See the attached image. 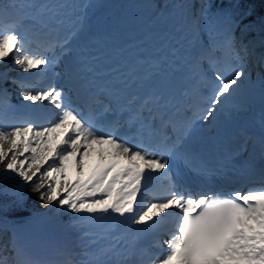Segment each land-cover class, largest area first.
I'll return each instance as SVG.
<instances>
[{
    "label": "snow or ice",
    "instance_id": "obj_1",
    "mask_svg": "<svg viewBox=\"0 0 264 264\" xmlns=\"http://www.w3.org/2000/svg\"><path fill=\"white\" fill-rule=\"evenodd\" d=\"M11 7L17 11L11 13L0 9V62L11 56L12 70L19 69L24 73L36 70L41 76L52 73L59 77L61 74L54 71L56 66L76 52L80 73H93L92 62L98 61L99 56L94 55L87 45L78 46L84 18L77 17L76 26L62 37L53 35L57 30L49 26L48 20L60 16L61 10L72 7L70 4H39L35 0H20ZM64 15L67 16V13ZM165 15L161 10L160 16ZM28 21L34 25L35 40L27 33L17 31ZM59 22L64 23L63 20ZM32 43L45 48L51 55L32 52ZM210 47L214 49L215 43ZM225 47L234 59L243 61L244 57L236 51L231 35L226 38ZM201 49V54L190 65V72L192 77L199 76V83L206 87L201 64L208 60L214 65L215 61L208 54L209 49L203 45ZM242 50L245 56L249 54L246 45L242 46ZM179 51L174 48L172 55ZM64 74L68 77L67 91L55 84L37 89L23 80L12 78V83L21 88L20 94L25 101H47L59 109V114L47 126L28 121L10 130L0 127V180L13 178L14 175L24 182L35 178L33 191L40 194L44 204L55 202L57 207L85 214L83 218L97 221L102 231L92 241L98 246L93 253L92 264H264V188L245 195L235 192L226 198L219 194L193 198L177 190L173 179V159L183 158L187 163L183 144L193 131L194 121L189 119L174 123L166 120L161 111L159 131L153 128L150 121L145 123L141 119L136 133L137 137H142L147 131L149 137L158 136V142L149 146L141 138L137 143H129L127 138L117 136L115 128L104 131L98 123L112 111L110 105L105 104L102 111L90 113L87 117L80 108L72 106L68 95L75 90L71 68ZM247 75L242 67L236 68L231 76L217 72L210 94L203 97L204 107L198 106L194 116L203 121L217 120V114L225 111L240 87L241 78ZM9 78L8 73H0V79L6 81ZM88 82L94 85V80ZM120 83L124 88L129 87L128 76H124ZM99 90L119 103L121 89L100 86ZM4 91L7 92L6 89ZM183 95H188L187 90ZM162 100V96L155 97V103L161 109L167 108L169 101L161 103ZM152 103L153 97H146L141 109H146L151 118L156 119L150 106ZM169 126L173 133L171 136L164 131ZM94 145L98 147L94 148ZM25 153L28 155L25 156ZM92 154L98 155L101 163L87 173L85 158ZM49 160L51 163H48ZM71 162L77 169L75 183L67 176ZM45 164L48 165L46 168ZM210 171L201 169L205 175ZM155 180L163 183L162 194L150 191ZM3 191L7 192V189ZM173 209L176 211H171ZM172 216L176 217V227L163 241L165 254L150 256L148 249L140 246L141 239L166 217ZM135 225L142 227L135 228ZM0 264H9V259L0 255ZM13 264H26L19 251Z\"/></svg>",
    "mask_w": 264,
    "mask_h": 264
},
{
    "label": "rangeland",
    "instance_id": "obj_2",
    "mask_svg": "<svg viewBox=\"0 0 264 264\" xmlns=\"http://www.w3.org/2000/svg\"><path fill=\"white\" fill-rule=\"evenodd\" d=\"M39 4H59V3H68L72 7L63 9L61 11H70L73 15L79 16L82 14V11L84 10V5H88L89 3L86 2V0H35ZM95 4L91 6V10L89 13L86 14V16H82L84 18V28L81 30L80 34H85L87 31V23L88 20L95 16L97 10L99 7L103 8L105 7V10L102 12V20L105 21V24H103V29L101 31L105 32V36L99 40L100 43L104 45V47H108L115 50V47L117 46L120 39H122V36L127 32L130 33L131 38L133 40H136L138 38H142L144 35H148V40H145L139 44H133L129 47L130 50H136L138 51L134 52L135 56L137 57L139 52H142L143 54L149 53L155 54V53H167V48L171 46L170 42L166 41L169 38L170 32L172 30H178L185 29L183 27V22L180 20V17H175L173 13L166 14L164 17L160 16V11L163 10L161 3H156L155 0H94ZM185 10V9H184ZM206 12L203 13V17L197 21L196 28H197V34H200L203 36V38L208 40V42H214L217 46V48L220 46L225 45V41L227 36L229 34L226 29L217 28L220 29L218 32H221L224 34V37L220 40L218 36H214L213 32H208L207 27L209 25V22L207 20V17L205 15ZM163 18H165V22H162ZM262 19L264 20V14L262 15ZM190 25L188 27H192V22L194 20L189 19ZM210 26V25H209ZM133 30L135 31L133 34ZM154 30V32H153ZM167 33H165V31ZM207 34L204 36V34ZM162 35H166L165 38H162ZM157 44V45H155ZM163 44L164 48L159 49L155 53L154 50L156 46H161ZM246 46L248 48V55L246 56V61L248 62V67L245 66V61H238L234 59V57H231V61H228V69L223 73L225 76H231L233 74V71L238 68L242 67L248 75L246 77L241 78L240 81V87L235 94L234 98L230 101L233 106H235V109L237 110L235 115H229V118L222 119L219 122L215 123L216 127H219L221 123L230 122V120L235 119L239 116L241 113H246L248 110H243L245 107L247 109H252L255 104L264 103V63L260 61L258 50L257 48L253 47L251 45L250 40L247 38ZM208 67L210 63H207ZM9 65H13L11 56H9L5 61L0 62V73H8V76L10 77L9 80H12L13 74L10 68L6 69ZM147 65V64H146ZM144 64V66H146ZM211 66V65H210ZM215 70H213L214 72ZM30 76L23 79L27 84L33 83L35 79L40 77V80L42 78L41 75L38 74L36 70L33 71ZM49 74V73H48ZM48 74L45 76L47 77ZM211 74V73H210ZM44 76V75H43ZM210 77V75H209ZM212 78V77H210ZM214 78V77H213ZM39 81V79H38ZM37 89H40V84H37ZM7 90L5 93L4 90ZM9 90L7 88H4L0 92V107L5 109L8 112H11L16 107L14 104L10 103L9 101ZM253 95V96H252ZM45 101H25L18 106L19 110L21 109H27L32 111H36V107L38 104L44 105ZM48 105H50L48 103ZM45 106V108L49 106ZM53 106V105H50ZM56 111H59V109H56L53 107ZM29 121H33L35 124L38 123L37 117H32V115L29 117ZM49 121L46 123L47 126ZM212 123V121H211ZM26 122L23 123V121H19L16 124L17 126L25 125ZM98 146L94 145V148H97ZM105 149L108 148V146H104ZM84 150L83 148L81 149ZM25 156L28 155V153L24 154ZM23 158V157H21ZM78 159V158H77ZM87 162V173H91L93 170L91 169L94 165L97 164L99 161V157L96 154H92L90 157H86ZM48 163H51V160L48 161ZM48 165L45 164V168ZM43 171V169H42ZM68 179L71 180V182L75 183L77 180V169L75 168L74 162L70 163L68 172H67ZM33 181H36L35 178H33ZM29 183V182H27ZM27 185V184H26ZM27 189V188H26ZM26 190H24L22 193H24ZM19 194L18 192H16ZM99 195V193L97 194ZM149 200H151L149 198ZM61 208L55 206V208L49 212L48 215L36 214L32 215L26 218L22 219L21 223L12 222V227L14 228V231L17 232H31L33 229L37 228H43L47 222L48 219L52 216H55L58 218L59 226H60V233L65 238L67 243V249L65 253L71 252L74 254V257L77 258L76 264H92L93 261V253L97 249V245L93 244L92 241L97 238V234H99L102 231V227L98 224L95 220H90L88 223V227L85 228L83 231H81L78 237L76 234H74L73 229L71 228V225H68L63 221V218L60 214ZM165 254V253H164Z\"/></svg>",
    "mask_w": 264,
    "mask_h": 264
},
{
    "label": "trees",
    "instance_id": "obj_3",
    "mask_svg": "<svg viewBox=\"0 0 264 264\" xmlns=\"http://www.w3.org/2000/svg\"><path fill=\"white\" fill-rule=\"evenodd\" d=\"M16 3L20 0H15ZM196 9L202 13L206 11V16L212 26L218 23L227 24L232 27V21L226 20V14L231 12L236 19H240L239 28L232 35L234 38L235 49L240 52L244 42L246 44L247 38L251 41V44L257 48L260 61L264 63V20L262 15L264 14V0H195ZM9 4V0H0V6ZM165 4L167 7H165ZM183 0H164L163 6L165 13L178 12L182 10ZM245 60V64L249 65ZM10 68L13 74V78L17 80H23L30 76L32 72L24 73L19 69L12 70V65H9L6 69ZM264 83V80H263ZM7 88L9 90V101L13 104H18L24 99L22 97L21 88L18 84H13L12 80L0 79V92ZM2 118V120H1ZM10 115L0 108V127L7 130L3 122L10 121ZM71 181V180H69ZM23 182L19 176H13V178L7 180H0V255L9 259V264H13L15 251L13 250V234L11 230V223H20L22 218L27 215L34 214L40 210L48 208L50 205L44 204L40 198L39 193L33 191V185L36 181H31L27 184L26 196H16L14 192L10 191L12 186ZM7 189V192L3 190ZM61 208V216L63 221L71 228L78 237L80 232L87 227L89 219L83 218L85 214L72 213L66 211L64 207ZM77 258L74 254H69L65 257L64 264H76Z\"/></svg>",
    "mask_w": 264,
    "mask_h": 264
},
{
    "label": "bare ground",
    "instance_id": "obj_4",
    "mask_svg": "<svg viewBox=\"0 0 264 264\" xmlns=\"http://www.w3.org/2000/svg\"><path fill=\"white\" fill-rule=\"evenodd\" d=\"M158 1L155 0L156 3H158ZM86 2L89 3L88 7H84V10L82 11V14L79 15L78 17H82L83 15L86 16V14L90 12L91 6L95 4L94 0H86ZM104 10H105V7H103V8L99 7L98 8L95 16L90 18V21L94 24V26H93L92 29L90 28L89 30H87V31H90V30L100 31L102 34L98 35L99 38L105 36V34H103L105 32L101 31V29H103V24H105V21L102 20L103 16L101 15ZM88 28H89V26H88ZM192 28H194V30H190V29L186 30V33L188 34V36L185 37L186 39L183 42H184L185 45L187 44V45H190V46H192V45L199 46L200 49H201V45H203V47L205 49H209V53L208 54L210 55L211 59L215 61V63H214V65L210 64L211 66L209 65V67H208L206 64L205 65L203 64L204 61L208 62V60H204L202 62V64H201V68H202L203 76L205 77V82L210 84L213 87V81L214 80L209 77L208 68L216 69L219 72H223L224 73L228 69V67H229L228 66V61H231V57L233 55L228 50V48L225 47V45L223 47L220 46V48L219 47L217 48L216 47L217 45L215 44L216 50H214V52H213L211 47L209 46V44H207L206 38L204 39L202 35L197 34V30H195L196 26L194 25V26H192ZM207 30H208V32L211 31L209 25L207 27ZM148 38H149L148 35H144L142 38H140V39L138 38L139 40L135 44H139V43H141V42H143L145 40H148ZM84 39H86L87 41L91 40V42L93 44L97 42V39L90 38V34L89 33L85 35ZM124 39L125 38L120 39L118 44L121 45V42ZM215 40H218V39H215ZM127 47L128 46L123 47V49H125ZM47 52H49V51H47ZM201 52H202V49H201ZM129 58H130V56H129ZM201 85H203V84H201ZM209 94H210L209 92L203 91V97H206ZM47 103L48 102H46V104ZM229 106H232V105L229 103L226 107H229ZM33 107H36V106H33ZM37 108H39V107H36V109ZM58 114H59V111H53L52 113H50L51 117L49 118V120L50 121L54 120L58 116ZM32 116L40 118V115L37 114V112H34V111H32ZM192 117L194 118L196 116H194V114H193ZM262 119H264V103L263 102L255 104V106L251 110H249L246 113L239 114L238 117H236L233 120H230V122L221 123L219 125V127H215L214 125L212 126L211 120H207V121H202V123L199 126V128L200 129L203 128L205 130H208L207 134L206 135L203 134V135L206 138V141H212L214 138H217V137L219 139H225V135L229 134L233 127H236V126H239V127L241 126L242 127L243 124L250 123L253 120H256V122H262ZM260 143H261L262 146H264V140H260ZM100 163L101 162L99 160L97 162V164L94 165L91 169L95 170L100 165ZM253 192H255V191H253ZM149 197H151V196H149ZM173 210H174V212L176 211L175 209H173ZM39 230H40L39 228L38 229H33L32 230V234H35Z\"/></svg>",
    "mask_w": 264,
    "mask_h": 264
}]
</instances>
